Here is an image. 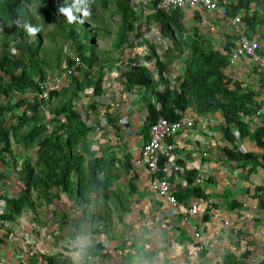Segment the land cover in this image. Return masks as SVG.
I'll list each match as a JSON object with an SVG mask.
<instances>
[{"label": "crops", "instance_id": "crops-1", "mask_svg": "<svg viewBox=\"0 0 264 264\" xmlns=\"http://www.w3.org/2000/svg\"><path fill=\"white\" fill-rule=\"evenodd\" d=\"M205 12L199 9L198 15ZM205 22L210 31L221 25L222 31H227L221 21ZM223 45L216 50L223 52ZM104 70L112 74L104 76L91 118L104 121L99 125L104 141L98 150L109 152L116 161L110 184L115 199L112 210L106 214L107 210L96 205L98 198L77 204L60 192L51 203L34 205L33 211H24L13 220L0 219V264H17L20 255L73 264L71 253L80 251V237L89 240L81 264H224L226 256L232 257L227 264H264V147L246 135L235 134V142H228L218 128L222 123L219 112L204 113L213 120L212 125L192 126L168 140L175 145L177 162L185 169L182 173L196 171L193 184L205 196L186 192V182H179L180 172H176L173 186L177 203L172 205L151 190L150 175L138 156V148L147 138L143 125L148 89H126L119 69L104 66ZM246 73L244 63L237 61L231 76L255 85L253 74L250 80L242 78ZM83 95L88 99L82 102L89 103L90 94ZM223 148L255 152L258 162L252 166L229 160ZM6 162L0 160V166ZM9 178L6 181L14 180ZM193 203L198 205L197 212L184 218L185 209ZM97 215L110 220L103 227L98 224L100 230L95 232L91 219ZM192 225L204 242L203 251L196 256L187 254L193 242ZM6 228L10 236L4 232ZM96 244L100 247L88 254L87 249Z\"/></svg>", "mask_w": 264, "mask_h": 264}, {"label": "trees", "instance_id": "trees-1", "mask_svg": "<svg viewBox=\"0 0 264 264\" xmlns=\"http://www.w3.org/2000/svg\"><path fill=\"white\" fill-rule=\"evenodd\" d=\"M42 9L55 19V28L59 33L69 26L71 29L65 33L66 37L75 40V55L85 69L79 64H74L73 57L63 56V62L73 66L76 73L68 76L67 86L49 93V98H56L57 105L50 106L49 112L51 128L46 131V125L41 123L42 114L40 106L44 99L37 95V84L34 78L44 79L46 73L45 59L39 56L41 37L37 34L34 40L29 39V34L23 28L24 24H32L29 14V0H0V95L6 97L7 103H0V115L5 107L11 109L23 106V110L16 116V123L4 125L0 119V159L8 153L9 162L14 168L21 187L16 195L0 194L5 202V211L0 219L13 220L27 210H34L35 203L48 204L54 198H58L60 192H65L77 204H89L92 198H101L109 201L112 196L110 188L112 175L116 168L115 159L109 152L97 155L90 143V134L98 126L97 120L91 119L94 125H87L80 111L75 108L76 102L86 88H91L90 102L87 107L90 112L94 111L100 95L103 79L104 63L96 57L93 49V36L83 33L84 39H89V45H82L77 39V33L73 31L64 16L58 12V8L64 4V0H37ZM158 0H150L149 6L153 11L146 15V19L153 20L160 33L171 41V47L166 48L173 56L176 53L182 55L184 49L189 50V55L182 58V71L175 77L176 84L171 88L155 91V103L150 99L145 100L147 117L144 128L153 122L157 116L163 115L169 120H177L181 112L191 109L197 113L219 112L222 123L215 127L220 129L222 138L228 142H235V134L246 135L256 145L264 147V127L258 126L250 130L245 117L253 114L257 103H252L254 92L250 85L234 79L222 71L228 63V54L231 43L225 42L223 52L215 49L204 50L203 36L194 34L185 35L186 31L181 22L184 11L181 8L171 9L165 13L156 7ZM70 4L71 2L68 1ZM121 20H133L136 17L126 4L116 1ZM250 14L243 15V20L249 31L255 32L256 28L264 35V0H233L229 3L228 13L233 14L240 8L248 10ZM78 15V14H77ZM194 16L199 17L198 11L194 10ZM85 27V26H84ZM86 28V27H85ZM149 30L148 27H145ZM123 31V30H122ZM124 33L119 32L114 42L115 49H122ZM7 40L13 41L15 52L11 53L6 46ZM176 53H174V51ZM120 52L122 50H119ZM89 52L88 55H84ZM58 56V55H56ZM57 61V58H55ZM98 61V62H97ZM58 64V63H57ZM95 65V67H93ZM122 84L126 89L141 86L148 90L154 85L153 79L139 64H133L126 73H120ZM264 74L260 77L263 81ZM13 92L20 95L29 93L30 97H22L11 100ZM252 105V106H251ZM25 108L33 113L27 115ZM24 129H20L21 126ZM104 129V128H102ZM14 138V140L11 139ZM12 143H19L23 149L35 148V158L31 161L26 153L22 157L16 156ZM224 156L229 160L240 161L243 164L249 162L252 166L257 164L258 154L255 152H242L236 149L223 148ZM264 160V155H261ZM21 158V159H20ZM196 171L190 170L185 173L186 192L197 196H205L198 186L193 184ZM92 196V197H91ZM108 212V211H107ZM109 215V213H106ZM107 215V216H108ZM110 218L97 215L91 222H95L92 231H99L98 224L104 226ZM96 244L87 249L92 254ZM42 258V257H41ZM231 256L224 258L227 264ZM48 263L54 259L43 257Z\"/></svg>", "mask_w": 264, "mask_h": 264}, {"label": "rangeland", "instance_id": "rangeland-1", "mask_svg": "<svg viewBox=\"0 0 264 264\" xmlns=\"http://www.w3.org/2000/svg\"><path fill=\"white\" fill-rule=\"evenodd\" d=\"M68 1L72 2V0ZM116 1L117 0H94V3L91 5V16L82 18L80 14H78V18L84 19V23H73V31L77 33V39L82 45H89L90 43L89 39L83 38V33H86L88 37L93 36V49L95 50L96 56L99 57L98 59L106 62L104 64L106 69L114 66L117 70L120 69V72L123 74L126 73L133 64H139L145 71H147L149 77L154 81L152 89L148 90L150 94L148 99H150L152 103H155V91H161L165 88L171 89L177 83L175 77L182 71V58L189 55V50L187 48L184 49L182 55L177 54L176 51L173 50L174 53L177 54L173 56L170 54L171 52L166 50L167 47H171V41L160 33L158 26L153 20L145 18L146 15L153 11V8L148 4H143L141 0H119L120 3L129 6L133 15L136 17L131 21L130 19H127L131 24L128 28V26H126V21L123 22L121 20V14L118 11ZM28 9L33 20V25L41 26V31L38 33L41 37L39 56L45 59L44 65L46 66V73L52 74L54 72H60L64 65L62 60L63 56L75 57V55L79 54L75 51V40L65 36L66 31L71 28L67 26L62 34L57 32L55 28V21L57 20L50 18V14L42 9V6L37 0H29ZM183 11L185 15L183 18L186 31L185 35H200L207 39L202 42L204 50H216L223 45L224 39L226 40L228 34L223 32L224 29H222V25L219 29L214 28V31H210V28L205 24V21L213 24L218 23L212 15L205 12V15L201 16L199 14V17L196 18L193 12L194 9L191 7H185L183 8ZM1 26L2 24L0 23V27ZM145 27H148L149 30ZM120 31L125 35L123 39L124 41L121 45L122 47L124 46V50L121 52L119 51L120 49L113 48L114 42ZM222 36H224L223 42L221 41ZM29 39L34 40V37L29 36ZM6 43V46L10 49L11 53H14L15 47L13 46V41L7 40ZM88 54L89 52H85L84 55ZM55 58H57V61H55ZM82 65V69L84 70L86 65L84 63H82ZM122 66L125 68H121ZM252 74L253 73H246L242 78L246 77L250 80L248 77ZM232 78L236 79V77ZM237 80H239L242 85L244 84L241 77ZM249 85L251 87L250 90L254 92L253 97L251 98V104L254 106V101H256L257 93L259 91L255 90L257 89L256 84ZM138 88L142 89L143 87L139 86ZM89 93V91L85 90L83 94L88 95ZM12 94L13 96L10 99L15 101L27 96L31 98L29 93H23L20 95L19 93L13 92ZM80 98L81 99L75 104V107L80 111L83 117L84 105H86L87 102L83 103L82 101H87L88 97L83 95ZM7 100L6 97L0 95V103L3 106L6 105ZM55 105H57V99L53 97L42 101L40 106L42 114L41 123L46 125V131L51 128L50 118L52 115L49 112V108L50 106ZM22 110L23 106L14 109L5 107L0 115V119H2L3 124L6 126L11 123H16V116L19 115ZM25 111L27 115L33 113L31 110L27 111L26 108ZM24 128L25 126L23 125L20 129L22 130ZM11 139L14 140L13 137H11ZM12 149H14V153L17 154L16 156L22 157L21 155L26 153L30 156L31 161L35 158V148L26 150L23 149V146L19 145V143H12ZM9 156L8 153H5L4 156H2L4 157L2 161L5 162L9 160ZM12 168L13 166L7 163H4L3 168L0 166V192L7 195L16 194L21 186V183L15 177L16 173H14V168ZM9 177L14 180L6 181L10 179ZM113 202H115V199L112 196L109 201L106 202L101 198H98L96 205L107 210L108 212L106 211V213H110L112 210L110 205H113ZM35 205L37 204L35 203ZM4 232L9 236L11 235L8 228H6Z\"/></svg>", "mask_w": 264, "mask_h": 264}, {"label": "built area", "instance_id": "built-area-1", "mask_svg": "<svg viewBox=\"0 0 264 264\" xmlns=\"http://www.w3.org/2000/svg\"><path fill=\"white\" fill-rule=\"evenodd\" d=\"M141 1L143 4H149L150 0ZM230 2L232 0H158L156 7L165 13L174 8L191 7L194 10L200 9L209 12L216 21H221L222 24L225 23L227 29L225 32L228 34L225 41L231 43V46L228 54L229 63L222 68V71L224 74L233 77L231 76V71L237 65V61L244 63L247 72L253 73L257 85L255 90L259 91L255 101L257 106L253 114L244 118L250 130H252L258 126L264 127V79L260 81V77L264 74V35L258 28H256L255 32L249 31L242 18L244 13L250 14L253 6L248 10L240 8L235 13L229 14L228 7ZM73 59L75 63H79L77 56ZM63 68V71L45 75L44 79L34 78L38 87L37 95L39 98L47 99L51 90H56L68 84L67 77L73 72V66L63 65ZM121 68L125 67L122 66ZM111 74L112 71L107 72L104 70L103 79H105L104 76H111ZM90 114L91 112L87 105L84 106L83 118L87 125L93 126ZM98 122L99 125L104 124L103 120ZM212 124L213 120L210 117L188 108L181 112L177 120H169L163 115H159L153 122L148 124L147 138L138 148V156L145 164L150 175L149 186L151 190L170 204L175 205L177 203L173 186L175 173L180 172L179 182L185 183V174L182 173L185 169L183 170V167L177 162L178 158L174 151L175 145L168 139L192 126L203 128ZM100 132V128L97 126L90 134V143L97 155L100 154L98 145L104 141ZM3 203L4 201L0 200V204ZM197 209V204H191L185 209L184 218L195 214ZM1 212H3L2 209H0ZM192 237L193 242L187 249V254L196 256L203 251L204 242L201 240L200 231L195 225H192ZM17 264L53 263H48L41 257L32 258L28 255H20Z\"/></svg>", "mask_w": 264, "mask_h": 264}, {"label": "clouds", "instance_id": "clouds-1", "mask_svg": "<svg viewBox=\"0 0 264 264\" xmlns=\"http://www.w3.org/2000/svg\"><path fill=\"white\" fill-rule=\"evenodd\" d=\"M92 3H94V0H72V2L70 4L68 3V0H64V4L58 8V12L62 16H64L66 18V20H67V22L69 24L77 23V22L84 23V19L78 18L77 14H80V16L82 18L90 17L91 14H92L91 13V5H92ZM23 28L27 31L29 36H32V37H35L41 31V26L40 25H32V24H27L26 23V24L23 25ZM74 64H79L80 66L83 67V65H82V63L80 61H79V63H74ZM64 65L68 66L65 63H64ZM63 69L64 68H61V71H63ZM72 73H76V72H74V67H73V72ZM67 79H68V77H67ZM68 83H69V80H68ZM65 86H67V85H65ZM65 86H62V87H60V88H58L56 90H59V89L65 87ZM37 89H38V87H37ZM85 90L91 92V88L90 87L86 88ZM51 91H54V90H51ZM39 99H43V98H39ZM86 105H88V103H86ZM86 105H84V106H86ZM91 114H90V116H91ZM7 161L8 162H6V163L10 164L9 160H7ZM0 200H3V199L0 198ZM0 209H2L3 212L5 211V202L3 204H0ZM3 212H1L0 214H2ZM79 239L81 241V243H80V251H76V252L71 253V256H72V259H73V264H81L82 259H83L84 249L88 246V243H89L88 237H80Z\"/></svg>", "mask_w": 264, "mask_h": 264}]
</instances>
